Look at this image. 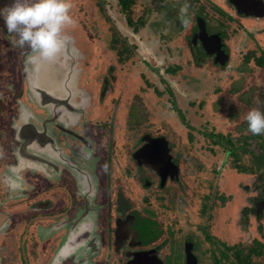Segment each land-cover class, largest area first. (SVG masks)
Listing matches in <instances>:
<instances>
[{
	"label": "flooded vegetation",
	"instance_id": "af4514ba",
	"mask_svg": "<svg viewBox=\"0 0 264 264\" xmlns=\"http://www.w3.org/2000/svg\"><path fill=\"white\" fill-rule=\"evenodd\" d=\"M68 2L51 59L0 22V264H264V139L246 166L240 133L208 145L162 91L203 89L235 49L261 82L264 0Z\"/></svg>",
	"mask_w": 264,
	"mask_h": 264
},
{
	"label": "rangeland",
	"instance_id": "374dc122",
	"mask_svg": "<svg viewBox=\"0 0 264 264\" xmlns=\"http://www.w3.org/2000/svg\"><path fill=\"white\" fill-rule=\"evenodd\" d=\"M254 42L257 41L255 40L253 41V43ZM239 54L240 52L238 51V49H235L234 58L232 59L231 62L228 63L230 67L228 68V66H226L218 71H215V77L213 78L214 81L209 82V80L206 79L205 84H207V86H205L203 89L195 91L189 86L184 87V85L181 86L179 84H176V80L172 76H168V77L166 76L165 79L171 82L173 89L170 92H168V90H162V91L164 92L165 99L167 98L166 101L169 98L172 99L171 104H173L174 108H176L174 115L178 116L180 120H184L185 123L191 124L192 127L195 128L196 132L200 130L202 132L208 133V131H210L212 127L213 129L212 133L214 137L212 136V138H210L206 136V138H208V141L210 139L212 141L223 140V138L226 139L227 137H234L240 133V135L242 136L241 137L242 150L240 151L242 153L246 151V153L244 157L240 154L238 155H240L241 158L240 163H243L244 165L247 166L248 161H250V158L254 156L255 151H258L257 141L264 139V133L259 134V136L261 135V139H260L258 135H252L250 132H248L246 121L244 120V115L251 108H258V109L264 108V78L261 79V82L257 83V85H254L252 82L248 81V80H252L253 78H257V76L259 75L258 69H251V68L246 69L245 73L243 74L246 76L245 80L240 78L241 76L240 73L234 70L233 68L237 64H239L240 61V58H238ZM153 66H154V62H153ZM147 68L149 70L152 68V66L151 67L149 66ZM191 69H192L191 66L189 67L183 66L182 69L183 70L182 76L184 77L186 72L187 78H189L188 80H190V82L196 81L198 77V76H194L195 74L191 72ZM213 70H217V68ZM145 72H146L145 75L147 76L149 74L147 72V69ZM199 73L201 72L199 71ZM189 75H193V76L189 77ZM146 76L143 75V77ZM120 78L122 79V77ZM122 80L119 83H121L123 87H126L125 83H123ZM138 84L139 82L136 83L134 86L136 87ZM147 84L148 83L144 81V85L147 86ZM153 85L154 84L150 86ZM165 86L167 85L165 84L164 87ZM175 90L183 94L184 96L183 98H185L186 100L185 104H184V100H182L183 102L182 104L180 99V102H178L177 106H175V101H174ZM260 92H262L261 95L259 94ZM199 100L203 101V103L205 104L200 105V103H198ZM138 104L139 105H136V103L133 104L132 105L133 108H131V113L132 115L135 116V118L138 117L141 111L144 110L146 111L145 106L142 103L138 102ZM171 104L169 103L170 106ZM146 106L148 107V103H146ZM149 106L151 109L149 108L147 113L148 115H150V118L152 119L160 118L161 120H164L165 115L168 112V109H165L162 105L159 104L156 105L155 108L153 109L154 104H151V101ZM152 110H154V112L156 113L155 116L151 112ZM143 114L144 113L142 112L141 113L142 117ZM125 119H127L129 123H131V120L134 119V117L129 118L128 116ZM211 140L208 145L213 143ZM203 141L205 143L204 145H207L208 142H206L204 139H202L201 142L199 141V143H202ZM203 147L204 146H202L203 150H209L207 146L204 148ZM223 148L224 145L219 146V149H221L222 151V153H220L221 156L222 154H224L225 151ZM195 149L197 150L196 152H200L199 149L197 148ZM191 151H192L191 154L195 156L196 155L195 150L191 149ZM236 153L238 152L235 151L234 154ZM199 154H201V152ZM234 163H238L237 159L230 160L229 167L231 171H234L236 169ZM261 225H262L261 227H264L263 222H261Z\"/></svg>",
	"mask_w": 264,
	"mask_h": 264
},
{
	"label": "clouds",
	"instance_id": "9594fccd",
	"mask_svg": "<svg viewBox=\"0 0 264 264\" xmlns=\"http://www.w3.org/2000/svg\"><path fill=\"white\" fill-rule=\"evenodd\" d=\"M68 0H0V22L4 33L15 37L17 46L28 49L43 59L57 55L64 45L61 33L71 24ZM247 131L264 133V112L249 109L245 115Z\"/></svg>",
	"mask_w": 264,
	"mask_h": 264
},
{
	"label": "trees",
	"instance_id": "16d2710c",
	"mask_svg": "<svg viewBox=\"0 0 264 264\" xmlns=\"http://www.w3.org/2000/svg\"><path fill=\"white\" fill-rule=\"evenodd\" d=\"M263 143H264V141H263Z\"/></svg>",
	"mask_w": 264,
	"mask_h": 264
}]
</instances>
